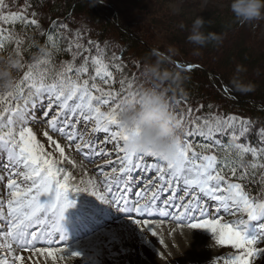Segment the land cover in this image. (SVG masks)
<instances>
[{"label": "snow or ice", "instance_id": "obj_1", "mask_svg": "<svg viewBox=\"0 0 264 264\" xmlns=\"http://www.w3.org/2000/svg\"><path fill=\"white\" fill-rule=\"evenodd\" d=\"M4 6V0H0V9ZM26 8L27 5L25 11L10 13L12 20L36 25L37 20L28 18ZM3 19L7 21L9 17ZM12 38L10 30L0 28V48L4 40ZM86 51L77 43L72 60L62 62L59 67L52 65L50 59L27 65L23 76L15 81L14 90L0 93V154L3 156L0 181L4 182L0 187V264H28L29 261L35 264L33 257L24 253L46 252L54 257L52 248L38 245L43 241L52 244L54 238L60 242L66 239L63 221L66 210L74 205V201L69 199V193L73 192L72 174L63 167V161H74L65 155L60 139L74 145L78 153L88 149L99 158L113 154L104 147L98 148L96 142L86 140L87 132L77 129V125L87 128L88 124L93 125L92 133L106 135L102 143L112 144L116 156V161H108L110 173L104 172L103 185L108 195L97 191H92L91 195L103 203L119 206L121 211L150 213L157 205L159 193L168 192L172 199L165 201V207L178 208L185 218L195 221L189 224L191 228L209 230L216 235L217 244L230 246L238 252L225 258L223 264H253L255 258H264V247H260L264 245V193L253 196L245 183L249 168H264V164L230 163L213 152V144L203 145L198 151L188 139L180 140L176 155L170 161H163L153 153H128L123 144L129 133L118 119V93L111 89L105 91L95 82L99 78L109 83L111 72L90 52L84 55ZM77 57H80L79 65L75 63ZM90 64L97 65L94 75L90 72ZM105 106H108L107 111L102 110ZM192 112V109L188 110L190 121ZM200 119L196 117L197 121ZM35 123L47 125L42 135L53 146V151H47L38 139L33 127ZM234 125V119L217 118L214 124L205 119L197 131L211 139L213 127L217 132H225ZM241 128L248 131L243 122ZM193 134L190 127L186 137ZM236 149L233 154L241 161L243 154L248 153L253 158L264 159V148L237 145ZM146 157L158 158V162L148 164ZM141 170H153L155 179L150 178L141 191L135 192L138 199L129 205L126 194L136 178L133 173L139 174ZM5 172L7 176L3 175ZM177 187L188 197L187 200L180 197L178 206L173 203L176 198L173 189ZM113 189L121 193L119 197ZM207 201L214 202L217 215L212 218H205L210 215L205 206ZM221 210L236 219L222 222ZM161 213L164 216L170 214L163 209ZM133 223L140 228L150 225L148 220L142 222L140 219H134ZM72 255L79 257L81 254L73 251Z\"/></svg>", "mask_w": 264, "mask_h": 264}, {"label": "trees", "instance_id": "obj_2", "mask_svg": "<svg viewBox=\"0 0 264 264\" xmlns=\"http://www.w3.org/2000/svg\"><path fill=\"white\" fill-rule=\"evenodd\" d=\"M4 5L3 13L22 12L27 5L26 12L32 11L37 22L48 19L45 33L30 24L2 26L19 41L22 66L9 69L15 81L23 76L27 65L50 59L59 67L70 59L54 36L65 26H83L89 46L84 55L90 52L93 57L96 45L114 42L121 59L135 70L138 87L160 85L175 113L183 106V114L192 109L198 115L240 116L248 120L250 131L244 137L250 145L257 140L256 133L264 129V39L258 37L261 23H240L229 6L213 1L204 5L203 0H4ZM198 17L204 20L201 31L218 38L209 39L202 47L187 39ZM75 63H80L77 58ZM147 66L155 67L167 79L149 77ZM238 66L245 70L237 74ZM90 69L94 71L93 64ZM237 75L243 83L253 84L254 90L237 91L232 83ZM228 149L236 152L225 145L218 149L222 155L218 157L237 165L264 164V159L251 154H243L242 161L237 155L227 156ZM249 173L247 190L258 197L264 193V168H249Z\"/></svg>", "mask_w": 264, "mask_h": 264}, {"label": "rangeland", "instance_id": "obj_3", "mask_svg": "<svg viewBox=\"0 0 264 264\" xmlns=\"http://www.w3.org/2000/svg\"><path fill=\"white\" fill-rule=\"evenodd\" d=\"M212 1L220 3L226 7L230 5V0H203V3L206 5ZM3 9L4 8L0 9V28H3V25H14L17 23L24 24L19 20H12L10 13L15 12L8 11L3 13ZM26 14L29 19L33 18L32 11H28ZM4 16H8L9 19L5 21L3 19ZM259 21L261 26L258 37L260 39H264V19ZM47 25L48 19H45L44 23L37 22V24L34 26L39 32L45 33L47 31ZM54 40L56 43H58L60 49L63 50V52H67V55L71 56V58L66 59L65 62L72 60V51L75 50L77 43L82 45L83 49L89 50L83 26L77 28L65 26L62 30L56 32ZM95 47L96 49L94 52L96 55L93 57L99 60L101 66L105 67L107 71L111 72L109 83L106 84L102 79L97 78L99 82L96 80V84L105 91L111 89L118 93L119 102H121L123 97L128 96L129 94L134 95L138 93L141 88L138 87L139 85L136 80L135 70L128 66L126 62L121 59V55L118 51V45L112 41H107L103 45H96ZM0 58H3L5 62L9 60L14 62L9 65V69H14L16 67L20 68L22 66L21 53L19 46L17 47V41L14 38L3 41V47L0 48ZM77 61L80 62V57H77ZM93 66L95 68L97 65ZM90 72L94 75L95 69L93 71L94 73L91 71V69ZM121 81H123V86L121 85ZM129 85H131V87H129ZM180 108L181 112L175 113L169 107V110L174 115L175 120L178 123V135L180 140L184 141L185 139H188L189 142L197 146L198 151L202 150L203 145L210 143L213 144V152L216 149L215 154L218 156H222L217 153L218 149L223 148L225 145L232 147L235 151H237V145L264 148V129L256 133L257 140L254 141V145H250V140L246 141V137L244 136H246V134H248L250 131L247 119L237 115H229L228 117L224 118L216 113H209L205 115L192 113V119L190 121L188 112L183 114V110H185V108L183 106ZM102 110L107 111L108 106L102 107ZM196 117H200L201 119L197 121ZM217 118L221 120L234 119L235 125L232 128H228L225 132H217L213 127V135L211 139H209L207 136H201L197 131V128L203 125V121L208 119L214 124ZM241 122H243V124L247 127L248 131H243L241 128ZM33 127L37 132L38 139L42 144H44L45 149L47 151H53V146L49 145L46 138L42 135V132L47 130V125L43 123H35ZM92 127V124H88L87 128H84L83 125H77L78 130L87 132V135L85 136L86 140H92L96 142L98 148L104 147L107 151L114 152L112 144L104 145L102 143V141L106 139V135L103 133H92L90 131ZM190 127L192 128L194 134L189 138L186 137V133L189 131ZM204 130L207 131V129ZM97 137H99V140H97ZM54 138L60 139L58 136H54ZM60 143L62 147H65V155L68 156L71 161H74V156H77L82 161L84 160L86 165L89 167L99 168V172L102 171V173H98V177L100 180L103 179V181L105 179L104 172L108 171L110 173L108 161H116V156L114 153L107 158H99L88 149H84L79 153L76 152L74 145H69L65 139H60ZM122 143L123 142H121V144ZM85 153H88V155L86 156ZM231 154H233V151L228 149L225 155L229 156ZM55 156L57 159H60L58 153H55ZM2 159L3 156L0 154V160ZM145 159L148 164L158 162V158L146 157ZM159 162L162 163V161ZM63 167L72 174V178L70 180L71 185H76L83 180V177L77 172V165L75 164V161L74 163H70L68 160H65L63 161ZM3 175L7 176V173L5 172ZM133 175H135L136 178L132 181L131 188H135V191L132 192L131 195L128 193L126 194L128 196L129 202H132L137 198L135 196V192L141 191V189L148 184L150 178L155 179L153 170H141L139 174L134 172ZM2 183L4 182L0 181V187ZM76 189L77 188L73 189V194L77 195L79 199L77 201L78 204L84 206L79 210L80 216H82L84 213L91 215L101 211L100 204L83 199V187L78 188L81 190L80 192H76ZM173 192L176 197L173 200V203L177 206L181 202L180 197L184 196L185 200L188 199L180 187L174 188ZM170 199H172V196H170L168 192H160L157 201L159 202V204L157 203L158 206H153L152 211L148 213H156L159 216L164 217L161 218L164 221L146 219L150 222V225L145 228H140L135 223H133L134 219H138V216L135 217V215L138 213L133 211L130 212V215L120 216L118 222L122 221L125 224L120 226L119 229L118 226L120 224L114 225L113 228H111L112 230L108 227L100 229L99 232H101L103 235H101V233H97L99 234V237L96 240L91 243H87L88 245L85 244L84 247L80 249L77 247L69 248L70 250L68 252H63L60 246H56L52 243L50 248H53L54 257L48 256L46 252L43 254L35 253L33 254L35 264H223L225 258L234 254H238V252L232 249L230 246H221L217 244L216 235L207 229L193 228L192 231L181 229V227H184L183 224L177 223L175 221H181L183 218H185V216L183 215L182 211H178V208H174L171 205L165 207V201ZM142 203H144V201ZM205 206L208 208L210 213V215L206 216L205 218H212L213 216L217 215L213 207L214 202L207 201ZM85 207H88L89 209H86ZM161 209L169 212L170 214L168 216H164L161 213ZM128 213L129 212L126 211L124 214ZM220 215L222 217V222H230L236 219V217L228 215L227 213L223 212V210H221ZM189 216H191V214H189ZM196 218L197 220L200 219L199 213L196 214ZM168 219L173 220V222H166ZM163 223L170 224V227H162L161 224ZM153 232H155V235L152 234ZM42 243L43 242L40 244ZM38 247L42 246L38 245ZM260 247H264V245H260ZM73 251L79 252L81 255L79 257L76 256V258H73ZM30 254L32 253H28L27 256H30ZM38 255L40 260H38ZM28 264H31V261H29ZM253 264H264V258H255Z\"/></svg>", "mask_w": 264, "mask_h": 264}, {"label": "clouds", "instance_id": "obj_4", "mask_svg": "<svg viewBox=\"0 0 264 264\" xmlns=\"http://www.w3.org/2000/svg\"><path fill=\"white\" fill-rule=\"evenodd\" d=\"M229 7L242 24L264 19V0H230ZM203 25L202 17L193 21L187 37L190 43L202 47L209 39H218L211 34L206 36L201 31ZM12 63L14 62L11 60L5 62L0 58V93L14 90L15 80L8 70ZM244 70L238 66L236 72L239 74ZM146 73L156 80L167 79L166 75H161L153 66H147ZM232 83L241 93L254 90L253 84L243 83L238 75L233 78ZM118 119L121 127L129 133L123 144L128 153L137 155L153 153L163 161H170L175 157L180 143L178 123L169 110L168 100L164 91L160 90V85L142 88L134 95L123 97Z\"/></svg>", "mask_w": 264, "mask_h": 264}, {"label": "bare ground", "instance_id": "obj_5", "mask_svg": "<svg viewBox=\"0 0 264 264\" xmlns=\"http://www.w3.org/2000/svg\"><path fill=\"white\" fill-rule=\"evenodd\" d=\"M112 153H114V152H112ZM74 157H75L74 158L75 164L77 165V172L79 175H81L83 177V180L76 185H71L72 189L83 187L84 188L83 199L86 201L94 202L96 204H100L101 205V211L99 213H95V214H91V215L84 213L85 215L83 214L82 216H80L79 210L84 206L78 204L77 201L79 199H78L77 195L73 194V192H70L72 194L69 193V199L74 201V205L72 207H70L69 209H67L65 212V219L63 221V224H64V228L66 230V239L63 242L54 240V241H57L58 246H60L62 248L63 252H66V251L68 252L70 250L69 248L77 247L78 249H80V248L84 247L85 244L93 242L94 240H96L99 237V234H97V233H101L99 231L102 228L108 227L111 229V228H113L114 225L120 224L118 226V229H119L120 226L125 224L122 221L121 222H118V221L120 218L119 214H124L126 211H121L120 207L115 206L114 204L103 203L100 200H98L95 196L90 194L92 191H97L99 194H104L106 196L108 195V193L105 190L104 185H103V179L100 180V178L98 177V173H102V171L99 172V168L89 167L88 165H86L84 160H83L84 161L83 162L77 156H74ZM95 171H98V172H95ZM2 185H3V183H2ZM2 185H1V187H2ZM115 195L117 197L120 196L118 192H116ZM142 202H143V200H140V203H142ZM85 208L87 209L88 207H85ZM138 217L142 222H143V220H146V219H152V220L155 219V220H159V221H164L161 219L164 217H160L158 214L149 215L148 213H141ZM166 222H173V220L168 219ZM175 222L183 224L184 227H181V229H183V230H187V231L193 230V228H191L189 226V224L191 222H194V221H191L188 218H183L181 221H175ZM161 226L167 228V227H170V224L163 223V224H161ZM105 232H107V231H105ZM101 235H103V234L101 233ZM42 244H48V243L45 241V243L43 242ZM46 248H49V247H46ZM75 250H77V249H75ZM27 254L28 253H24L25 256H27ZM30 255L34 259V255L33 254H30ZM37 257H38V260H40L39 255ZM73 258H76V256H73Z\"/></svg>", "mask_w": 264, "mask_h": 264}]
</instances>
